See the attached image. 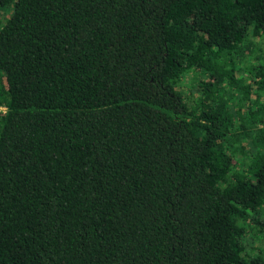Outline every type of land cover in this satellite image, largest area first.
I'll return each mask as SVG.
<instances>
[{"label":"trees","instance_id":"trees-1","mask_svg":"<svg viewBox=\"0 0 264 264\" xmlns=\"http://www.w3.org/2000/svg\"><path fill=\"white\" fill-rule=\"evenodd\" d=\"M0 264H264V0H0Z\"/></svg>","mask_w":264,"mask_h":264},{"label":"rangeland","instance_id":"rangeland-1","mask_svg":"<svg viewBox=\"0 0 264 264\" xmlns=\"http://www.w3.org/2000/svg\"><path fill=\"white\" fill-rule=\"evenodd\" d=\"M187 80H186V82H187V85H188V87L189 88H186V89H188V90H190L192 93L194 92L195 93V91H196V87H195V80L192 78L191 79V76H188L187 78H186ZM188 90H186V92H189ZM245 247H246V249L250 252V253H253V251L255 250V245H256V243L255 242H253L252 240H251V237L250 236H248V240H247V242L245 243Z\"/></svg>","mask_w":264,"mask_h":264}]
</instances>
